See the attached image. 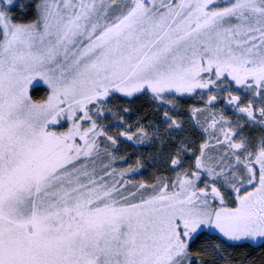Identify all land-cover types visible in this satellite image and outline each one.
<instances>
[{
    "label": "snow or ice",
    "instance_id": "1",
    "mask_svg": "<svg viewBox=\"0 0 264 264\" xmlns=\"http://www.w3.org/2000/svg\"><path fill=\"white\" fill-rule=\"evenodd\" d=\"M0 264H264V0H0Z\"/></svg>",
    "mask_w": 264,
    "mask_h": 264
}]
</instances>
